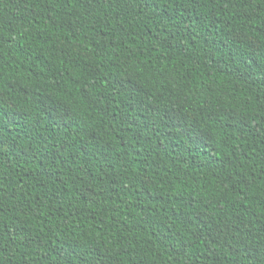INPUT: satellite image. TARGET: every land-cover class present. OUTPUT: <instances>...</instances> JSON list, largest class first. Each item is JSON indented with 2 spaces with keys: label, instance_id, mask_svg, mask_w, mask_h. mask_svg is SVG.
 I'll use <instances>...</instances> for the list:
<instances>
[{
  "label": "trees",
  "instance_id": "trees-1",
  "mask_svg": "<svg viewBox=\"0 0 264 264\" xmlns=\"http://www.w3.org/2000/svg\"><path fill=\"white\" fill-rule=\"evenodd\" d=\"M261 93L264 0H0V264H264Z\"/></svg>",
  "mask_w": 264,
  "mask_h": 264
},
{
  "label": "rangeland",
  "instance_id": "rangeland-1",
  "mask_svg": "<svg viewBox=\"0 0 264 264\" xmlns=\"http://www.w3.org/2000/svg\"><path fill=\"white\" fill-rule=\"evenodd\" d=\"M173 121H174V125H176L178 128H181L182 127V125H180V122H178L175 119ZM96 264H109V263H107L105 261H100V262H97Z\"/></svg>",
  "mask_w": 264,
  "mask_h": 264
},
{
  "label": "snow or ice",
  "instance_id": "snow-or-ice-1",
  "mask_svg": "<svg viewBox=\"0 0 264 264\" xmlns=\"http://www.w3.org/2000/svg\"><path fill=\"white\" fill-rule=\"evenodd\" d=\"M261 97H264V93H261Z\"/></svg>",
  "mask_w": 264,
  "mask_h": 264
}]
</instances>
